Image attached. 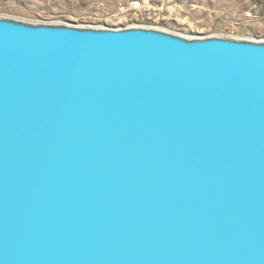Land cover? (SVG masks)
<instances>
[{
	"label": "water",
	"instance_id": "water-1",
	"mask_svg": "<svg viewBox=\"0 0 264 264\" xmlns=\"http://www.w3.org/2000/svg\"><path fill=\"white\" fill-rule=\"evenodd\" d=\"M0 264H264V41L0 17Z\"/></svg>",
	"mask_w": 264,
	"mask_h": 264
},
{
	"label": "rangeland",
	"instance_id": "rangeland-1",
	"mask_svg": "<svg viewBox=\"0 0 264 264\" xmlns=\"http://www.w3.org/2000/svg\"><path fill=\"white\" fill-rule=\"evenodd\" d=\"M0 17L264 41V0H0Z\"/></svg>",
	"mask_w": 264,
	"mask_h": 264
}]
</instances>
